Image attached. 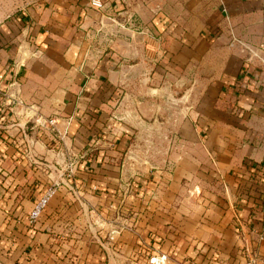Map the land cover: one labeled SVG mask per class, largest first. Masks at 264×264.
I'll return each mask as SVG.
<instances>
[{
	"label": "crops",
	"instance_id": "crops-1",
	"mask_svg": "<svg viewBox=\"0 0 264 264\" xmlns=\"http://www.w3.org/2000/svg\"><path fill=\"white\" fill-rule=\"evenodd\" d=\"M162 57L193 72L178 122L135 94L156 89L142 70ZM251 163H264V0H45L0 23L8 264H246L253 250L264 264V186L238 199Z\"/></svg>",
	"mask_w": 264,
	"mask_h": 264
},
{
	"label": "rangeland",
	"instance_id": "rangeland-1",
	"mask_svg": "<svg viewBox=\"0 0 264 264\" xmlns=\"http://www.w3.org/2000/svg\"><path fill=\"white\" fill-rule=\"evenodd\" d=\"M45 0H0V23L5 20L8 17H11L17 13L26 11L28 8L32 6H39L44 3ZM136 24L137 22L134 21ZM139 25V24H138ZM165 54V53H164ZM170 56V55H169ZM168 57V55H167ZM172 58V57H171ZM166 61V62H165ZM178 61L175 63V61H172V64L168 62V60L162 58H157V62L154 66H152V69L145 68L142 70L143 76L148 77L150 75V70L154 75H156L155 82L153 81V85H155V90H151L149 88H146V90L143 93L136 92V96L144 95L148 96L151 92H153L152 96L156 97L158 99L157 101V108L156 110H161L163 120L164 122L167 121H173L178 122L177 117L186 110V106L188 104H192L190 100L193 98V93H189L188 95H185V86L186 78L189 77L191 74H193L192 70H188V68H181L178 66ZM189 74V75H188ZM132 76V72L130 73V77ZM142 76V78H143ZM189 79V78H188ZM143 86L149 87L150 83L149 81L142 84ZM152 85V84H151ZM138 87V86H137ZM125 109L124 110H136L133 105V95L134 92V85L132 82H128L125 84ZM121 92L118 91V96L114 100L115 106H113V109H117V99L118 103L122 101V97L119 95ZM147 94V95H146ZM139 98V97H138ZM138 108V107H137ZM193 107H190L189 110V116L191 118V113L193 110ZM140 115L142 116V119L145 123H150L156 120L159 121V118H157L154 113L148 112L146 110H150L148 106H141L138 108ZM167 110V111H165ZM126 119L127 125L132 127V118L131 116H124ZM130 122V123H129ZM138 131V130H137ZM103 134V132H101ZM138 133V132H137ZM153 133V132H152ZM150 134L149 130L143 129L141 132L142 138L141 140V147L144 154L148 152V135ZM139 140V138L137 139ZM129 180V177L126 179V181ZM4 255L0 252V264H8L5 259H3ZM258 257V256H257Z\"/></svg>",
	"mask_w": 264,
	"mask_h": 264
},
{
	"label": "built area",
	"instance_id": "built-area-1",
	"mask_svg": "<svg viewBox=\"0 0 264 264\" xmlns=\"http://www.w3.org/2000/svg\"><path fill=\"white\" fill-rule=\"evenodd\" d=\"M88 4L90 7L97 9V10L104 8V0H88ZM49 123L53 124V120H49ZM57 186H58V183H55V182L51 184L50 186H48L45 189V191L39 196V198L34 202L33 207L31 211L28 213L27 219H26L29 225H33L37 222L42 211L46 207L48 201L50 200V198L54 196ZM162 257L163 259L165 258V256H162ZM256 261H257V252L254 250L252 252L250 251L249 258L246 264H256ZM159 263L160 262L157 261L156 263H153V264H159Z\"/></svg>",
	"mask_w": 264,
	"mask_h": 264
},
{
	"label": "trees",
	"instance_id": "trees-1",
	"mask_svg": "<svg viewBox=\"0 0 264 264\" xmlns=\"http://www.w3.org/2000/svg\"><path fill=\"white\" fill-rule=\"evenodd\" d=\"M244 72L242 71V75ZM244 169L251 174L250 183L243 185V188L247 191L245 196H240L238 199L240 202L247 204L250 197L248 191L251 189L252 184L264 186V163H251L244 165ZM255 199V198H254Z\"/></svg>",
	"mask_w": 264,
	"mask_h": 264
}]
</instances>
